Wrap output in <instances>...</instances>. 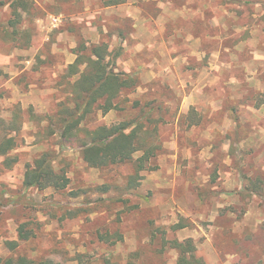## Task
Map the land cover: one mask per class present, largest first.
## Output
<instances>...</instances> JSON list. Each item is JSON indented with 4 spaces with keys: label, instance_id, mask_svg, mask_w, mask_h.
Segmentation results:
<instances>
[{
    "label": "rangeland",
    "instance_id": "rangeland-1",
    "mask_svg": "<svg viewBox=\"0 0 264 264\" xmlns=\"http://www.w3.org/2000/svg\"><path fill=\"white\" fill-rule=\"evenodd\" d=\"M13 1L0 0V116H22V141L10 168L0 157V256L174 264L170 241L191 238L204 264H264V0H17L10 36ZM101 41L137 84L66 139L58 113L78 77L66 68ZM126 120L145 125L158 154L139 172L141 152L90 166L85 131ZM44 153L65 189L23 185Z\"/></svg>",
    "mask_w": 264,
    "mask_h": 264
},
{
    "label": "trees",
    "instance_id": "trees-1",
    "mask_svg": "<svg viewBox=\"0 0 264 264\" xmlns=\"http://www.w3.org/2000/svg\"><path fill=\"white\" fill-rule=\"evenodd\" d=\"M19 1L12 3L14 17L8 21L5 27L6 34L14 36L17 34L15 27L20 19L18 8ZM9 26L13 27L12 32L8 31ZM110 54L107 42L101 41L96 44H81L75 50V59L68 64L66 75L68 77L78 75L73 81L68 83L70 88L73 106L69 107L67 113L61 116V135L69 139L76 136L73 129L83 121L91 112L100 110L106 113L119 107L121 94L136 86L134 77L124 71H115L108 56ZM22 116L13 111L10 118L4 119L0 116V157H3V164L10 168L16 157H11L10 152L14 150L22 141L19 137L21 130ZM133 121H122L113 125H100L94 129L86 130V138L79 145L83 159L94 167H106L108 165L127 162L133 159L136 152H141L135 160L136 171L147 168V163L155 157L160 145L150 140V132L145 125L137 121L132 126ZM137 176H130L128 186L136 184ZM69 178L64 172L56 170L50 162L47 153L36 158L33 163L27 164L23 185L27 188L36 187L45 189L48 187L57 190L65 189ZM23 224L18 227V239L26 241L32 233L24 231ZM176 228L184 225L177 224ZM171 247L177 251V260L174 264H204L200 257L196 256V246L191 238L179 241L172 239ZM11 249H15L18 241L10 243ZM0 264H59L52 260H42L28 257L26 254L17 256H0ZM78 264H84L78 262ZM86 264V263H85ZM89 264V263H87ZM94 264V263H93Z\"/></svg>",
    "mask_w": 264,
    "mask_h": 264
},
{
    "label": "built area",
    "instance_id": "built-area-1",
    "mask_svg": "<svg viewBox=\"0 0 264 264\" xmlns=\"http://www.w3.org/2000/svg\"><path fill=\"white\" fill-rule=\"evenodd\" d=\"M57 21H58V18L57 17H54L53 19H52V22L55 24V23H57Z\"/></svg>",
    "mask_w": 264,
    "mask_h": 264
}]
</instances>
